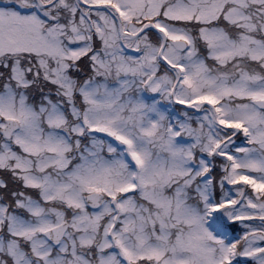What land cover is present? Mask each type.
<instances>
[{"label": "snow or ice", "instance_id": "obj_1", "mask_svg": "<svg viewBox=\"0 0 264 264\" xmlns=\"http://www.w3.org/2000/svg\"><path fill=\"white\" fill-rule=\"evenodd\" d=\"M0 264H264V0H0Z\"/></svg>", "mask_w": 264, "mask_h": 264}]
</instances>
